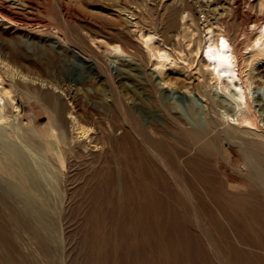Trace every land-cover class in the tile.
<instances>
[{
	"label": "bare ground",
	"instance_id": "6f19581e",
	"mask_svg": "<svg viewBox=\"0 0 264 264\" xmlns=\"http://www.w3.org/2000/svg\"><path fill=\"white\" fill-rule=\"evenodd\" d=\"M240 4V0H233L235 7L231 5V9L236 10ZM258 6L259 13L264 14V0H260ZM216 8L215 18L217 22L222 21L219 33L207 36L204 44L198 45L196 53L198 55L203 48L204 69L224 93L221 102L228 101L237 109L245 110V103L250 101L247 90L248 94L252 93L255 77L264 83V71L252 75L253 79L242 80L241 72L237 71L236 54L223 26L230 6L218 4ZM33 12L30 0H0V14L17 24L30 26L42 22ZM253 20L257 24L255 28L248 27L249 33L242 42V48H251V56L263 61L264 20H255L247 14L241 16L240 25L243 27ZM71 21L72 18L69 21L72 26ZM240 31L243 33L242 29ZM75 38L80 44L78 30ZM139 38L146 56L151 63L154 62V74L160 76L153 81L157 85V93H144L145 96H134L127 102L123 98L118 99L115 108H111L112 116L106 119L107 126L100 127L109 147L94 156L97 157L95 165H87L85 180L73 195V211L84 214V264H264V135L234 126L219 128L214 117H208L205 126L197 127L202 125L201 121L196 126H189L190 121L183 113L174 114L171 111L174 107L169 110L172 104L182 109L179 99L159 86L168 70V54L155 46L152 34L141 32ZM15 45L19 47L18 51L27 50L19 41H14ZM105 50L112 66L128 58L120 45L106 47ZM46 51L53 50L47 47ZM54 63L55 58L48 56L40 66L42 73L52 77L50 69ZM138 72L135 76L145 77L141 70ZM151 74L153 76V72ZM7 75H11L9 66L0 65V207L21 225L20 229L30 234L32 240L36 238L43 254L49 256L50 248L40 232L41 228L30 227L26 213L44 214V191L53 185L57 168H62L59 171L64 179L69 152L63 150L68 133L62 129L68 125L66 113L69 111L75 116L76 112L60 101L55 92L31 93L52 110L59 128L63 127L56 134L51 128L56 137L55 152H51L50 147L47 148L41 139L28 131L22 129L17 133L5 116L6 97L10 100L8 102L18 107L11 88L3 87ZM138 89L135 87L133 91L138 93ZM206 92L204 96L213 103L219 102L215 99L220 97L218 94L213 96ZM147 104L162 112V123L157 124L153 116L158 110L148 108ZM188 107L193 109L189 104ZM138 108L149 111H145L148 122ZM245 120L251 123L250 119ZM74 121L73 127L80 129L83 136L93 129L78 121L76 116ZM223 139L233 143L241 153V167L232 161L230 155H221L219 143ZM66 145L69 146L68 143ZM72 146L77 147L75 144ZM78 147L75 150L71 148V153L75 152L81 158L86 156L80 151L86 145L82 149ZM227 151L230 153L229 149ZM219 158L233 167L240 178L222 179L215 164ZM21 263L32 264L27 260Z\"/></svg>",
	"mask_w": 264,
	"mask_h": 264
},
{
	"label": "rangeland",
	"instance_id": "374dc122",
	"mask_svg": "<svg viewBox=\"0 0 264 264\" xmlns=\"http://www.w3.org/2000/svg\"><path fill=\"white\" fill-rule=\"evenodd\" d=\"M240 1V7L235 10L231 9L236 5H233V0H30L32 12L35 11L33 13L40 18L38 21H42L30 26L17 24L0 14V65L9 66L12 75L5 77L3 87L11 88L18 106H13L6 97L3 110L8 120L13 123L15 131H28L38 140L41 139L47 148L50 147L51 152H55L56 137L52 129H55L56 134L63 127L59 128L58 120L52 116V110L32 95L40 91L55 92L60 101L76 112L78 121L93 128L89 134L81 135V130L73 127L75 116L69 111L66 113L68 125L62 129L68 133L66 141L69 146L65 142V148L63 147V150L69 152L63 171L66 174L62 180V172L59 171L62 168H57L54 186H48L44 191V214L26 213L30 227L41 228L40 232L48 243L50 255H44L37 239L32 240L30 234L20 229L21 225L16 224L0 207V264H24L21 263L23 260L32 264H75L78 261L79 264H84V214L73 211V197L76 195L75 190L85 180V171L91 164L95 165L97 157L94 156L109 147L107 138L100 133V127L107 126L106 121L112 116V109L118 99L123 98L127 102L134 96L141 98L146 95L144 93H157V85L153 81L155 77L160 79V76L154 74V62L151 63L145 54L139 38L141 32L144 35L152 34L155 46L168 54V70L163 79L171 84L167 85L163 80V84L160 83L159 86L170 95H175L182 106L180 109L172 104L169 110L174 107L171 110L174 114L183 113L190 121L189 126H196L200 121L202 125L197 127L205 126L208 117H214L219 128L234 126L264 135V83H260L257 77L254 78L264 71V60L257 61L253 58L251 48H242V42L249 33L248 27L255 28L257 23L253 20L243 27L240 25L241 16L251 14L253 19L262 21L264 14L258 11L260 0ZM218 4H224L228 8L230 6L223 26L237 57V71L241 72L242 80L250 79L254 75L251 78L255 79L252 93L248 94L247 90L250 101L245 103V110L237 109L236 105L228 101L221 102L223 91L215 86L214 80L204 69L201 52L203 48L198 55L196 53L198 45H203L207 36L219 33L222 21L217 22L218 19L215 18ZM71 18L72 26L69 24ZM240 29L243 33H240ZM77 30L81 34L80 44L75 38ZM72 31L73 34L76 33L74 37ZM14 41L24 44L27 50L18 51L19 47L14 46ZM115 45H120L128 58L119 60L118 64L112 66L105 49ZM47 47L53 51H46ZM50 55L55 58L50 69L53 78L49 74L44 75L40 67ZM138 70H141L142 75L145 74L144 78L135 76V73H139ZM135 87L140 92L135 93ZM204 92L213 96L218 94L220 97L215 99L219 102L213 103L204 96ZM146 106L153 107L151 109L155 107L148 104ZM154 110H158L153 113L155 122L162 123V112L159 109ZM145 111L148 110L138 108V112L147 120L148 113ZM245 118L250 119L251 123H247ZM74 144L77 147L80 145V149L86 145L83 151L78 149L86 156L81 155L82 158H79L75 152L72 154L71 148ZM219 149L221 155H230L232 161L241 167L243 157L233 143L223 139L219 143ZM215 164L216 169L219 168L217 171L220 172V177L225 181L227 177L230 180L240 178L239 173H235L233 167L222 158Z\"/></svg>",
	"mask_w": 264,
	"mask_h": 264
}]
</instances>
